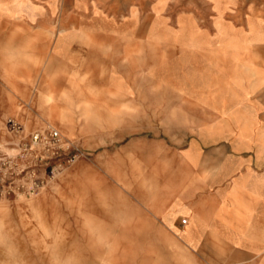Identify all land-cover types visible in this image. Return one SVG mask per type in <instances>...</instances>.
I'll return each mask as SVG.
<instances>
[{"label":"crops","instance_id":"crops-1","mask_svg":"<svg viewBox=\"0 0 264 264\" xmlns=\"http://www.w3.org/2000/svg\"><path fill=\"white\" fill-rule=\"evenodd\" d=\"M231 4L219 0L217 32L200 29L195 39L180 35L177 43L163 38L177 47L176 54L157 70L154 56H148L145 86L140 87L134 59L122 63V58L101 83L117 95L114 106L120 112L114 129L88 137L114 138L116 144L85 150L87 159L70 165L63 179L66 189L81 191L71 214L81 220L61 233L68 249L83 251L84 264H264V18L236 25L224 17ZM2 8L0 25L10 21ZM180 18L185 24L193 20ZM153 24L147 34L152 43ZM251 26L261 34L250 33ZM235 37L241 48H235ZM73 39L70 31L57 34L52 59L68 63ZM235 59L243 75L236 85ZM155 77L164 91L157 103ZM19 89L26 95L32 87ZM233 90L247 94L236 100ZM10 91L0 86L2 117L16 110ZM208 93L215 97L205 99ZM159 105L162 112H154ZM123 106L131 112L124 114ZM139 106L146 112L139 114ZM172 106L177 114L168 113ZM41 194L3 200L39 196L40 204L47 198ZM36 228L18 227L22 243L30 240L28 234H41Z\"/></svg>","mask_w":264,"mask_h":264},{"label":"rangeland","instance_id":"rangeland-1","mask_svg":"<svg viewBox=\"0 0 264 264\" xmlns=\"http://www.w3.org/2000/svg\"><path fill=\"white\" fill-rule=\"evenodd\" d=\"M218 3L219 0H0V9L6 7L4 11L10 19L8 24L0 25V86L4 84L11 89L16 109L3 117L0 114L3 149L13 154L20 151L18 140L12 142L4 126L7 117L22 121L26 134L48 125L60 130L63 143L70 141L83 153L75 163L87 159V149L114 146V138L88 137L98 130L115 128L114 116L120 112L114 106L117 95L101 85L114 71V62L122 58V63H129L134 59L140 87L145 86L146 65L151 61L148 56H154L157 70L176 54L177 47L163 38L177 43L180 35L195 39L201 34L200 29L218 31L216 18L221 14ZM181 15L193 20L185 24ZM224 17L236 25H245L250 17L263 19L264 0H232ZM21 18L27 19V24H21L18 21ZM35 20L40 24L37 27L28 23ZM152 24L154 43L147 39ZM254 29L256 31L251 26L250 33H259ZM66 31L74 33L68 63L66 59H52L56 36ZM234 39L235 48H241L237 37ZM38 50L42 52L39 57L35 53ZM235 60L233 81L236 85L243 80V75L238 59ZM159 80L155 77L156 87L152 91L156 103L164 94L161 84H157ZM20 85H29L32 90L22 95ZM225 92L220 90L219 94ZM245 94L244 90L232 91L236 100H242ZM20 97L23 101L19 105ZM204 97L214 98L215 94L208 93ZM154 108V112L163 109L161 105ZM177 109L172 106L168 113L177 114ZM123 112L129 114L131 107L123 106ZM144 112L146 107L139 106V114ZM175 124L170 123V126ZM21 168H26L25 174L32 171L46 174V170L36 169L32 161L22 162ZM68 176L69 169L62 171L52 180L60 179L55 186L48 188L50 182L41 190L39 193L43 192L41 195L47 198L38 202L40 204L36 203L39 196L24 197L17 203L0 200V264H84L83 251L68 249L67 235L61 233L67 225L81 220L71 215L80 205L77 199L81 197L77 193L81 191H76L74 186L66 189L63 179ZM19 226L38 227L41 234L26 235L30 240L24 244L20 240ZM57 230L59 233H54Z\"/></svg>","mask_w":264,"mask_h":264},{"label":"built area","instance_id":"built-area-1","mask_svg":"<svg viewBox=\"0 0 264 264\" xmlns=\"http://www.w3.org/2000/svg\"><path fill=\"white\" fill-rule=\"evenodd\" d=\"M4 126L12 142L18 140L20 151L9 153L0 142V200L38 194L83 154L72 142L63 143L62 133L54 126L48 125L42 130L36 129L26 134V126L15 117H7ZM29 161L34 162L36 169L46 170V174L40 175L33 171L25 174L26 168H21V163Z\"/></svg>","mask_w":264,"mask_h":264}]
</instances>
